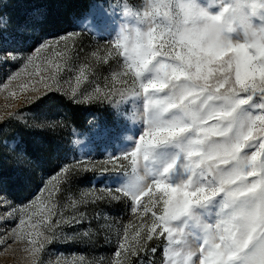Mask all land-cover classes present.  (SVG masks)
I'll return each instance as SVG.
<instances>
[{"label":"snow or ice","instance_id":"6c2138e0","mask_svg":"<svg viewBox=\"0 0 264 264\" xmlns=\"http://www.w3.org/2000/svg\"><path fill=\"white\" fill-rule=\"evenodd\" d=\"M7 7L0 0V68L13 71L0 87L26 76V104L56 94L112 116L89 122L117 147L109 156L116 187L97 199L127 205L135 220L110 264H156L157 253L161 264H264V0H151L142 12L123 0L92 3L76 14L73 31L52 39L46 6L22 19ZM213 24L222 31L210 37ZM85 33L106 42L86 50ZM13 122L14 114L0 117V137ZM45 126L56 127L32 125ZM95 170L84 158L60 163L22 206L0 177V250L91 244L93 220L97 233L106 230L83 210L95 201L60 205L56 194Z\"/></svg>","mask_w":264,"mask_h":264},{"label":"rangeland","instance_id":"374dc122","mask_svg":"<svg viewBox=\"0 0 264 264\" xmlns=\"http://www.w3.org/2000/svg\"><path fill=\"white\" fill-rule=\"evenodd\" d=\"M111 2L112 0H89L88 5L95 3L98 7H107V4ZM201 2L205 6L209 4L218 6L224 0H201ZM4 3L8 7L3 8L2 11L17 19L25 17L35 6L47 7L48 5L47 0H4ZM116 3H121V0H116ZM150 3L151 0H123V6L132 11L139 9L142 12ZM54 5L57 8L56 12L60 13L58 17L61 18L63 14L59 23L65 22V24L57 27L51 24L46 25L45 31L51 33L50 36L45 37L47 39L62 36L65 30L73 31L76 14L87 7L79 6L76 11L68 13L62 1L61 4L56 2ZM213 10H218V7ZM128 22L135 23L131 18ZM105 42L96 35L84 34L86 50ZM117 69L118 66L113 65V70ZM12 71L11 67L0 68V82L4 81L6 73ZM102 74L106 75L107 71ZM25 79L27 77L22 76L20 80L12 82L8 89L0 87V117L8 120L9 116L14 114L19 121V123L10 124L0 137L4 141L0 143V177L7 181L9 189L16 196L17 204L22 206L21 202H27L28 198L40 189L58 164L84 158L85 162L94 164L96 170L86 172L74 179L70 186L56 194L57 199L60 205H67L81 196L87 200H94L95 203L88 204L83 210L89 217L98 216L100 222H106V230L97 233L95 230L97 221L93 220L91 244L59 243L45 246L42 252L35 254L24 252L23 242L12 244L11 248L0 250V264H33L34 261L35 264H41V262L42 264H65L66 260L80 261L81 259L86 264H110L113 260L115 245L124 227L130 220H135L134 215L129 213L127 205L107 204L97 199L116 187L115 181L119 169L113 168V162L109 160V156L117 151V147L111 146L103 137L94 135L89 122L97 119L111 123L112 116L108 112L98 110L95 106L83 104L87 108L88 120L82 129H77L68 121L65 103L69 101L65 100L63 95L50 94L42 102L26 104L24 97L30 94L32 85L29 84L27 88L19 87ZM41 121L50 122L56 127H32L33 124ZM77 140L80 142L74 143ZM120 179L125 184L130 182L131 169L128 168ZM62 211L67 214L72 209L64 207ZM66 231L70 232V229ZM155 260L156 264H161V254L156 255Z\"/></svg>","mask_w":264,"mask_h":264},{"label":"trees","instance_id":"16d2710c","mask_svg":"<svg viewBox=\"0 0 264 264\" xmlns=\"http://www.w3.org/2000/svg\"><path fill=\"white\" fill-rule=\"evenodd\" d=\"M61 1L63 2V5L66 6L65 10H67L68 13L76 11V9L79 8V6H88L89 4V0H58V1L57 0H47L48 5L45 8V11L50 13L51 22L49 24L55 25L56 27L62 26L65 24V22L63 24L59 23V20L63 18V14H62V17L59 18L58 16L60 13L56 12L57 8L54 5L56 2H59L61 4ZM64 15L66 16L65 13ZM67 23H70V22H67ZM86 109L87 108H85L84 105L72 104L70 102L65 103V110L67 112V118L70 124L72 123L71 124L72 126H75L77 129L83 128V125L88 120L87 119L88 113ZM159 254L161 253H157V255Z\"/></svg>","mask_w":264,"mask_h":264},{"label":"clouds","instance_id":"9594fccd","mask_svg":"<svg viewBox=\"0 0 264 264\" xmlns=\"http://www.w3.org/2000/svg\"><path fill=\"white\" fill-rule=\"evenodd\" d=\"M222 31L220 25L218 24H213L209 26V36L210 37H215L218 33Z\"/></svg>","mask_w":264,"mask_h":264}]
</instances>
